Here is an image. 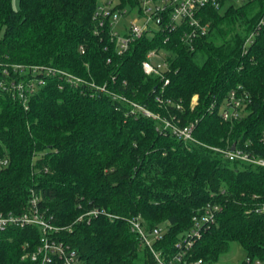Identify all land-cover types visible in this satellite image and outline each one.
<instances>
[{"label": "trees", "instance_id": "obj_1", "mask_svg": "<svg viewBox=\"0 0 264 264\" xmlns=\"http://www.w3.org/2000/svg\"><path fill=\"white\" fill-rule=\"evenodd\" d=\"M17 1L15 8L0 0V158L7 160L0 166V212H21L34 195L81 264H156L127 218L140 216L146 231L160 227L153 247L169 253L192 217L214 202L216 218L201 226L186 260L216 262L237 241L241 261H264V167L212 148L249 143L262 153L264 0H221L199 10L207 31L192 49L181 39L183 26H165L164 13L163 22H153L157 29L150 24L121 54L108 25L94 33L97 0ZM127 4L139 5L117 0L115 7ZM152 48L170 62L164 87L141 68ZM40 65L78 81L33 69ZM231 90L246 97L238 116L223 120L218 107ZM132 101L160 117L132 112ZM162 118L194 122L197 142L175 136ZM93 208L116 217L77 219ZM39 235L30 225L0 232V264H31L21 258L23 245L33 249Z\"/></svg>", "mask_w": 264, "mask_h": 264}, {"label": "built area", "instance_id": "obj_2", "mask_svg": "<svg viewBox=\"0 0 264 264\" xmlns=\"http://www.w3.org/2000/svg\"><path fill=\"white\" fill-rule=\"evenodd\" d=\"M221 0H138L137 11L139 15L144 18L141 24H137L135 20L131 22L128 27L123 31H118L116 28L117 18L119 14H125V9H119L115 7L116 4H110L108 0L105 4H98L94 16L96 17V29L94 33H100V29H106L110 40L113 43L114 49L118 54L123 53L128 49L130 43L139 38L143 32L148 29L151 23H161L164 20V13L167 20L165 26L169 29H174L178 26H183L185 29L181 35V39L192 49L193 41L202 36L207 31V23L201 22V18L198 17V12L206 6H212L217 8L220 5ZM264 18V17H262ZM141 68L145 74L156 75L159 77L162 87L169 83L167 76L170 70V62L166 58L165 53L162 50L155 48L147 50L144 58L141 60ZM34 70L45 75H54L56 73L66 76L69 80L78 81V78L72 76L66 71L49 66H35ZM44 78L38 79V82L43 83ZM91 85H94L91 83ZM21 87V84L18 85ZM100 90H105V86H96ZM21 89V88H20ZM122 99H126L120 96ZM246 94H236L235 90H231L227 96L226 102L218 107L219 115L223 120H232L238 116L240 107L243 104V99ZM161 100V98H159ZM168 100V99H167ZM169 102V100H168ZM197 102V95L194 94L191 98V107ZM133 111H139L142 114L159 118L158 112H153L148 108L132 101ZM176 107L180 108V103H176ZM215 107L214 103H211L208 109L210 111ZM164 127L168 128L175 136L188 141L197 142L193 136L194 122L186 124H179L178 121H174L170 118H162ZM261 151L258 153L255 149H252L248 145L240 146L235 142L228 144L225 147H212L220 152L226 159L232 161H239L247 164L257 165L264 167V129L260 134ZM234 144V148L231 146ZM7 163L5 158H0V166ZM220 209L218 203L209 202L201 208V210L192 217V226L182 234L173 244L171 252L158 251L153 247V242L161 238V228L153 227L150 231H146L140 221V216H133L127 218L129 228L134 232L141 240L140 242L146 245L152 252L156 264H216L215 262H207L202 258H194L186 260L189 255L190 248L193 245L194 239L200 236V228L203 225L212 222L216 218L217 211ZM104 213L110 218L116 217V215L105 212L102 209L93 208L82 214L77 219H81L85 216L91 217L98 213ZM37 226L40 230L39 241L35 244L34 248L27 250V244L23 245V253L21 258L28 259L31 264H81L82 260L79 257L77 251L59 240L56 237V232L59 227L53 225L50 220L46 218L43 211L40 210L36 203V196H32L30 199V205L27 209L21 212H0V232L13 226L16 228H23L25 226ZM249 259L246 258L239 264H247ZM254 264H262L260 260H253Z\"/></svg>", "mask_w": 264, "mask_h": 264}, {"label": "rangeland", "instance_id": "obj_3", "mask_svg": "<svg viewBox=\"0 0 264 264\" xmlns=\"http://www.w3.org/2000/svg\"><path fill=\"white\" fill-rule=\"evenodd\" d=\"M108 0H97L98 4H105ZM117 0H110L111 6L116 4ZM225 3H231L233 5H238L241 3V0H226ZM12 6L17 8L18 1L12 0ZM126 13L119 14L117 18L116 28L118 31L125 30L128 25L135 20L137 24H141L144 21V18L139 15L137 7H131L129 4L124 6ZM152 29H157V26L151 23ZM245 257V251L243 247L237 241H231L228 245L226 251H224L215 262L216 264H237L239 261L243 260ZM256 260V259H254ZM264 264V261H261Z\"/></svg>", "mask_w": 264, "mask_h": 264}, {"label": "water", "instance_id": "obj_4", "mask_svg": "<svg viewBox=\"0 0 264 264\" xmlns=\"http://www.w3.org/2000/svg\"><path fill=\"white\" fill-rule=\"evenodd\" d=\"M231 148H232V149L234 148V144L231 146Z\"/></svg>", "mask_w": 264, "mask_h": 264}]
</instances>
